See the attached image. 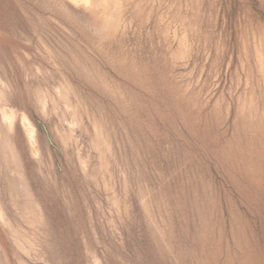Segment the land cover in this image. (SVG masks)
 I'll return each mask as SVG.
<instances>
[{
  "label": "rangeland",
  "instance_id": "rangeland-1",
  "mask_svg": "<svg viewBox=\"0 0 264 264\" xmlns=\"http://www.w3.org/2000/svg\"><path fill=\"white\" fill-rule=\"evenodd\" d=\"M0 264H264V0H0Z\"/></svg>",
  "mask_w": 264,
  "mask_h": 264
},
{
  "label": "water",
  "instance_id": "water-1",
  "mask_svg": "<svg viewBox=\"0 0 264 264\" xmlns=\"http://www.w3.org/2000/svg\"><path fill=\"white\" fill-rule=\"evenodd\" d=\"M45 130L47 131V129H46V128H45ZM47 132H48V131H47ZM50 141H51V143H53V142H52V140H50Z\"/></svg>",
  "mask_w": 264,
  "mask_h": 264
}]
</instances>
